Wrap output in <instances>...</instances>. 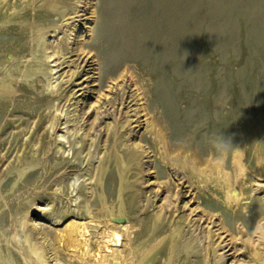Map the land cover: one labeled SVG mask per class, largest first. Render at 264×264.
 <instances>
[{"label": "rangeland", "instance_id": "1", "mask_svg": "<svg viewBox=\"0 0 264 264\" xmlns=\"http://www.w3.org/2000/svg\"><path fill=\"white\" fill-rule=\"evenodd\" d=\"M76 45L88 100L58 66ZM124 73L138 105L83 115ZM72 220L118 243L84 264H264V0H0V264H29L24 232L82 264Z\"/></svg>", "mask_w": 264, "mask_h": 264}, {"label": "bare ground", "instance_id": "2", "mask_svg": "<svg viewBox=\"0 0 264 264\" xmlns=\"http://www.w3.org/2000/svg\"><path fill=\"white\" fill-rule=\"evenodd\" d=\"M76 12H78V11H76ZM85 14L86 13H81V14L77 13L74 16V17H77V19L75 18L74 21L84 20L85 17H83V16H86ZM83 24L85 25V28H86L87 27L86 26V22H83ZM77 35L79 37V36H81V33L77 34ZM75 44H77V43H75ZM68 54L69 55H67V56H64V54L63 55L61 54L60 60H61V58H62V60H61V62L59 63L58 66L65 65L64 67L70 66V68L73 69V71H72V73L70 75L66 74V77H68L67 78V82H70V84L74 85L73 96L77 95V93H79V95L75 96V97L83 96V98H81V99H85L86 98L88 100L89 96L86 95V93L91 92L92 91L91 90L92 86H94V85L90 84L91 82H93V77H92V75H90L91 72H89V70L86 69V68H88L91 65H93V61H94L93 60V55H90L88 52H85V50L82 49L80 45H76V47L71 48V50L68 52ZM81 76H83V77H81ZM61 80L63 81V78ZM128 80L129 79H128V74L127 73L119 75L118 79L113 81L112 85L108 86L109 87L108 90H106L104 93H102L100 95V97H99V99L97 100L96 103H94V104L88 103V104H90L88 109L87 110L84 109V111L82 110V114L83 115L84 114H88V113H90V111H92L96 115L94 120H97V119H100V118H105L107 115L111 114V113H109V110H110V108L114 107L115 101L117 99L120 100V104L121 105H125V104L128 103L127 104V106H128V105H130L131 102L135 101L134 103H132L130 108H132V106H134V105L137 106L138 105V101H141L140 98H139L140 97L139 93L137 94V89H136V91L133 90V92L130 90L131 86H129V84H127L129 82ZM115 91H118V94L116 93V95H115L116 97L114 96V98H112V96H111L112 94L109 96L110 93H114ZM130 92H132V93L130 94ZM108 105H110V107H108ZM137 109L133 108L135 113L133 112L134 115H132V116H136V115L139 116V114L141 112L146 110V109H142L141 107H138ZM138 119H136V118L132 119L131 122L134 121L136 123V122H138ZM147 126H148V124H147ZM108 130L109 131L111 130V128L109 126L107 127L106 131H108ZM132 147H133V145H132ZM173 163H175V161ZM232 165H233L232 168H236L238 175L229 176L230 183L232 182V184L229 185L230 187H227V189H226L227 199L229 201L231 199H234V201L238 200V198H240V196L242 194L241 189L243 188L244 168H243V164L241 162L240 153L234 154ZM234 188L238 189V193H237L236 196H231L230 197L231 191ZM22 228H23V225H22ZM22 234L24 235V243L27 245L28 252H29V255H30L29 264H48L47 257L45 256V253L42 251V249H40L37 245H35L29 239V237H28L26 232H24ZM88 235H89V233H88L87 226L85 225L84 222L79 221V220L70 221L66 225L65 233L63 234V238H64L65 245H66L65 246L66 248L65 247L64 248L66 249V251H68L69 253H71L72 255L77 257L79 260H81L82 264L85 263L84 260L87 259V258H96L97 256L98 257L100 256L101 258H104L106 253H108L107 251L108 250H112V248L116 244H118L117 241H116V238L113 237V232H111L109 230H104L101 233V235H102L101 239L96 241V244H95L96 246H95L94 251H91V250H89V248H88L89 244L87 243V241H88L87 236ZM115 236H118V235H116V233H115ZM55 264H57V263L55 262ZM98 264H101V263L99 262Z\"/></svg>", "mask_w": 264, "mask_h": 264}]
</instances>
